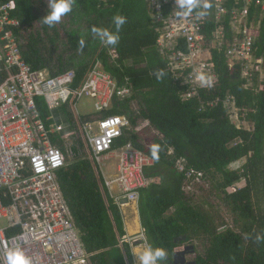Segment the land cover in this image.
<instances>
[{"label": "trees", "instance_id": "obj_1", "mask_svg": "<svg viewBox=\"0 0 264 264\" xmlns=\"http://www.w3.org/2000/svg\"><path fill=\"white\" fill-rule=\"evenodd\" d=\"M10 1L14 3L13 15L21 22L16 29L17 39L33 69H47L52 75L74 70L76 87L100 61L120 85L127 84V79L132 84L131 97L115 101L109 111L83 114L73 107L72 101L67 103L78 134L79 154L75 160H67L66 145L53 139L66 155L67 165L58 172V181L81 232L88 263L135 264L131 244L124 239L127 232L122 211L92 147L84 143L81 135L85 122L118 114L125 115L130 126L115 141L113 149L131 142L152 157L151 146L160 145L159 160L145 170L153 182L140 191L138 203L148 243L165 247L169 261L187 242L199 241L204 253L197 254L198 264H264V239L256 240L258 234L264 236V79L257 73L254 87H246L247 79L240 67L229 69L224 53L214 50L219 82L184 100L186 87L174 80L156 48L158 34L146 0H74L69 14L87 17L99 27L115 31L113 16L121 14L127 18L118 44L95 45V55L90 60L80 57L75 34L69 33L70 46L61 51L71 52L69 58L63 53L54 57V44L60 35L56 25L43 23L49 10L48 0ZM36 24L40 28L36 29ZM257 45L258 56L264 58V17ZM262 66L264 69V60ZM159 69L166 73L163 80L155 76ZM230 96L235 98L240 118L250 122L251 128L239 127L232 121L226 107ZM216 100L218 104L209 105ZM38 104L43 115H47L45 101L39 99ZM143 121L156 131L149 145L143 144L139 135ZM243 158L246 163L241 168H229ZM179 160L185 163L184 171L178 168ZM189 170L203 175L199 180L189 179ZM242 180L244 186L231 190ZM206 190L210 196L218 197L232 215V225L221 216L220 204L211 203L210 197L197 199L199 192ZM183 236L187 238L178 239Z\"/></svg>", "mask_w": 264, "mask_h": 264}, {"label": "built area", "instance_id": "obj_2", "mask_svg": "<svg viewBox=\"0 0 264 264\" xmlns=\"http://www.w3.org/2000/svg\"><path fill=\"white\" fill-rule=\"evenodd\" d=\"M146 1L158 34L156 48L174 80L186 87L184 100L219 82L214 50L224 53L229 69L240 67L247 87L257 73L264 79V58L257 52L264 0H211L212 8L205 17H198L195 11L189 17L176 15L175 0ZM13 10L12 1L0 0V222H4L0 223V259L5 243H10L22 247L33 264H89L81 232L57 180L58 172L67 165L66 155L53 143L57 138L68 154L73 153L78 134L72 120L62 122L56 110L70 101L74 107L86 96L94 102L96 112L109 111L115 101L131 97L132 84L127 79V84L120 85L100 61L76 87L74 70L52 75L47 69H33L17 39L21 22ZM198 71L212 76L211 87L199 85L195 79ZM39 99L49 110L46 118ZM226 107L239 118L233 96L226 100ZM129 126L130 120L118 114L83 124L82 140L92 147L100 166ZM115 150L118 169L112 177H105L106 184L120 190V195L114 196L119 206L124 199L137 204L140 191L153 181L145 170L154 160L131 142ZM177 165L180 171L185 170L183 160ZM186 175L199 180L203 174L189 170Z\"/></svg>", "mask_w": 264, "mask_h": 264}, {"label": "clouds", "instance_id": "obj_3", "mask_svg": "<svg viewBox=\"0 0 264 264\" xmlns=\"http://www.w3.org/2000/svg\"><path fill=\"white\" fill-rule=\"evenodd\" d=\"M73 4L74 0H48L49 10L42 18L43 23L49 27H54L61 21L62 17L72 12ZM211 8V0H175L173 10H175L178 16L189 17L195 11L198 17H205L209 14ZM112 23L115 31L97 25L91 27L92 34L105 46H115L118 44L120 30L127 23V18L124 15L117 14L113 16ZM86 42L84 39L79 41L81 49H83ZM165 75L166 73L163 69L155 72L157 80H163ZM195 79L201 87H211L214 83L212 76L204 71H198ZM249 87H254V85L252 84ZM159 153L160 145L153 144L151 146L152 159L159 160ZM261 239H264V236L258 234L256 240L259 241ZM132 252L138 257L137 264H170L169 252L163 246L148 244L143 248H134ZM0 264H33V261L22 247L16 244L5 243V253L3 259H0Z\"/></svg>", "mask_w": 264, "mask_h": 264}, {"label": "rangeland", "instance_id": "obj_4", "mask_svg": "<svg viewBox=\"0 0 264 264\" xmlns=\"http://www.w3.org/2000/svg\"><path fill=\"white\" fill-rule=\"evenodd\" d=\"M91 21H92L91 19L89 20L87 17L79 16V15H76L75 13L74 14H67L64 17H62L61 21L58 24H56L60 38H58V40L54 44V51H56V52H53L54 57H57L59 54L63 53L65 58H67V57L69 58V54L71 52H61L63 49H66L68 46H70V44L67 42L68 41L67 40L68 39V33H69V35L75 34V35H73L75 37V42L79 43V41L81 39H84L87 41L85 46L83 47V49H81V47L79 45V47L77 48V52L81 55L80 57L85 56V58H87V60L92 59L94 57L95 51H96V47L94 48V46L99 45L101 42L91 32V27L93 25H95ZM35 28L36 29L40 28L39 24H36ZM35 28H33V29H35ZM76 107H77L78 111L80 113H83V114H87L90 111H93L95 109L94 108V102L92 101V99L89 97H86V96L79 99ZM63 109L67 113H69V109L67 108V106L64 105ZM229 112L232 114L231 115L232 120L234 122H236L238 125H240V126L245 125L248 128L252 127V124L250 122H246L245 120H242L240 118V116H239V118H237L236 112L233 109H231V111H229ZM70 120H71V118H70ZM139 129H140L139 135L141 138V142L145 145H149L151 143L153 136L156 134V131L150 125H148L147 122H144V121L140 122ZM76 144H78V143L76 142ZM75 148H76V146H75ZM75 148L73 150V153L71 152L69 154V157L67 160H75L77 158L76 156L79 154V150L77 152V149H75ZM115 153H117V150L114 149L113 152L111 153L112 156L108 157L107 160L105 157L102 159V163H105V167H103V169H104V172L106 174L111 171L110 169H108L111 167V165L115 166L114 171H116L115 170L116 169ZM89 155L90 154L87 152V156H89ZM245 163H246V158H243V159H240V160L232 163L229 166V168L230 169H238V168H241V166H243ZM212 181L214 183V182H216V179L213 178ZM244 185H245V181L242 180L241 183H238V184L232 186L231 190H235L237 187L244 186ZM205 187L207 188L206 185H205ZM197 196H198L197 199L200 201H202V196H204V198L210 197L209 201L211 203L220 204V202H221L218 197L210 196L209 190L200 191L199 195H197ZM260 198H261V195H260ZM220 206L221 207L219 208V211L221 210L220 211L221 216H224L225 220H227V222H228V225H232L233 224L232 215L227 211V209L222 204H220ZM0 223L3 224L4 222H0ZM189 243L190 242H187L186 244H189ZM194 244L196 246V254L204 253L203 247L199 241H196ZM194 255L195 254L193 253L190 256H188V258L190 259V258L194 257Z\"/></svg>", "mask_w": 264, "mask_h": 264}, {"label": "crops", "instance_id": "obj_5", "mask_svg": "<svg viewBox=\"0 0 264 264\" xmlns=\"http://www.w3.org/2000/svg\"><path fill=\"white\" fill-rule=\"evenodd\" d=\"M90 112L93 113V112H96V110L94 109L93 111H90ZM48 114H49V110H48ZM48 114L45 115L44 118H46L48 116ZM56 114L58 115V117L62 118V122H64V123H66V121H68V118H71L69 113H68V117L65 116V112L63 110V107L61 109H59V110H56ZM116 155H117V153H115V157H116V169L115 170L116 171H114L115 166L111 165V167L108 168L111 171L106 174L104 172V169H103V167H105V163L101 164L102 171H103L104 176L106 178L112 177L117 172V169H118V158H117ZM110 156H112V155L108 154L105 157L106 160ZM57 180H58V175H57ZM58 184H59V181H58ZM59 186H60V184H59ZM110 190H111L113 196L120 195V190L118 189V187H115V188L110 189ZM123 203L124 204L122 206H119V207H120V209L122 211L124 226H125V230L127 232L125 237H124L125 241H127V242H129L131 244L132 251H133L134 248L146 247L149 243L147 241L146 232L143 231L145 228L142 225L141 216L139 214V209H138V203L139 202L137 204L127 203V202H123ZM143 236H144V238H143ZM131 239H133V240L137 239V240L134 243H132L130 241ZM133 256H134L135 264H137L138 257L134 253H133Z\"/></svg>", "mask_w": 264, "mask_h": 264}, {"label": "water", "instance_id": "obj_6", "mask_svg": "<svg viewBox=\"0 0 264 264\" xmlns=\"http://www.w3.org/2000/svg\"><path fill=\"white\" fill-rule=\"evenodd\" d=\"M124 202H127V200L124 199ZM186 238L187 236H183L182 238H178V239L185 240ZM192 253H195V245L188 244L183 249L178 250L174 253L170 261V264H198L195 259L189 260L187 258L188 254H192Z\"/></svg>", "mask_w": 264, "mask_h": 264}, {"label": "flooded vegetation", "instance_id": "obj_7", "mask_svg": "<svg viewBox=\"0 0 264 264\" xmlns=\"http://www.w3.org/2000/svg\"><path fill=\"white\" fill-rule=\"evenodd\" d=\"M185 246H186V245H184V246L182 247V249H183ZM192 254H193V253H192ZM190 255H191V254H188V256H190ZM188 256H187V257H188ZM196 256H197V254H195L194 257H192V258H190V259L188 258V259H189V260H193V259L196 260Z\"/></svg>", "mask_w": 264, "mask_h": 264}, {"label": "bare ground", "instance_id": "obj_8", "mask_svg": "<svg viewBox=\"0 0 264 264\" xmlns=\"http://www.w3.org/2000/svg\"><path fill=\"white\" fill-rule=\"evenodd\" d=\"M85 1V0H84ZM131 1V0H130ZM79 2V1H78ZM94 4V3H93ZM141 4V3H140ZM97 5V4H96ZM84 6V5H83ZM84 11V10H83ZM117 11V10H116ZM86 14V13H85ZM159 54V53H158ZM161 56V55H160ZM91 113V112H90ZM81 115H83V114H81ZM122 137H123V135H122ZM121 138V137H120ZM118 140V139H117Z\"/></svg>", "mask_w": 264, "mask_h": 264}]
</instances>
